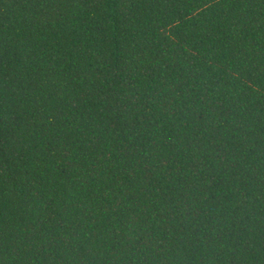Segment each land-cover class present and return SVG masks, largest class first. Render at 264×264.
Listing matches in <instances>:
<instances>
[{"label":"trees","instance_id":"1","mask_svg":"<svg viewBox=\"0 0 264 264\" xmlns=\"http://www.w3.org/2000/svg\"><path fill=\"white\" fill-rule=\"evenodd\" d=\"M0 264H264V0H0Z\"/></svg>","mask_w":264,"mask_h":264}]
</instances>
